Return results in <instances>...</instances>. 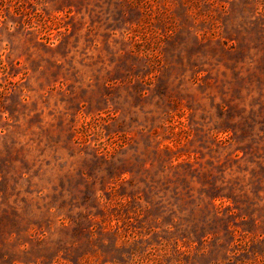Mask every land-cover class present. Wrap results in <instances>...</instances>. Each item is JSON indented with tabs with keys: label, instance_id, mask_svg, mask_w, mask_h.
Masks as SVG:
<instances>
[{
	"label": "rangeland",
	"instance_id": "1",
	"mask_svg": "<svg viewBox=\"0 0 264 264\" xmlns=\"http://www.w3.org/2000/svg\"><path fill=\"white\" fill-rule=\"evenodd\" d=\"M0 264H264V0H0Z\"/></svg>",
	"mask_w": 264,
	"mask_h": 264
}]
</instances>
